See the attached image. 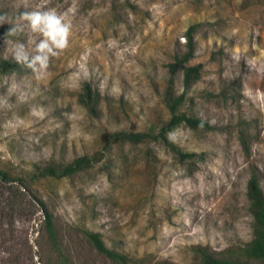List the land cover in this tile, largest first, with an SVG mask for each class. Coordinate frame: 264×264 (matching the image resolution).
Segmentation results:
<instances>
[{
  "label": "rangeland",
  "instance_id": "obj_1",
  "mask_svg": "<svg viewBox=\"0 0 264 264\" xmlns=\"http://www.w3.org/2000/svg\"><path fill=\"white\" fill-rule=\"evenodd\" d=\"M55 13L67 44L34 58L47 37L25 14ZM201 66L186 90L168 67L190 49ZM0 264H192L200 252L243 259L252 239L247 184L264 190V0H0ZM96 114L79 103L85 85ZM208 122L160 136L171 114ZM150 127H155L152 133ZM89 163L54 178L73 160ZM52 214L57 249L47 239Z\"/></svg>",
  "mask_w": 264,
  "mask_h": 264
},
{
  "label": "trees",
  "instance_id": "obj_2",
  "mask_svg": "<svg viewBox=\"0 0 264 264\" xmlns=\"http://www.w3.org/2000/svg\"><path fill=\"white\" fill-rule=\"evenodd\" d=\"M194 29L195 27L192 26L189 31L190 49L188 50V53L182 57H177L174 63L168 65L171 74L181 73V76L183 78V85L186 90H189L191 86L195 85L196 82L199 81L201 70L200 65L193 67L186 65L193 55L192 32L194 31ZM17 67L18 65L16 61L4 60L0 63V72L15 69ZM183 98V95L174 98L170 93H167L165 97V103L171 114V117L168 125L165 128H162L160 136L167 142L168 145H170L171 148L176 150L178 156L181 159H186L190 158L191 155L189 153H184L181 150H178L173 144L168 142L165 133H167L168 131H172L183 123L191 128L202 130H208L210 129V126L208 122H203L197 117L187 116L178 112ZM98 100V94H93L90 85L86 84L83 93L79 97V103L87 108L90 113L96 114ZM154 129L155 127H150L149 132L152 133ZM88 163V158L82 157L73 160L72 163H69L61 170L51 168H49V170L51 176L54 178L70 177L78 171L83 170ZM0 177L7 180V177L3 172H0ZM247 197L249 200V208L253 220V225L252 239L243 250V259H233L231 257H216L206 251H201L200 261L192 264H264V190L261 187L260 180L256 173H252V176L248 181ZM43 212L45 215L44 229L47 239L52 249H57V231L55 228L53 216L44 208ZM86 236L91 241V243H93L94 247L99 253L107 256L113 261L119 262L121 264H128V258L106 247L98 234L86 232Z\"/></svg>",
  "mask_w": 264,
  "mask_h": 264
},
{
  "label": "clouds",
  "instance_id": "obj_3",
  "mask_svg": "<svg viewBox=\"0 0 264 264\" xmlns=\"http://www.w3.org/2000/svg\"><path fill=\"white\" fill-rule=\"evenodd\" d=\"M24 18L30 21L33 30H38L47 37L38 46V52L44 53V55L36 56L33 61V63L39 62L41 67H46V53L55 55L56 53L52 51L53 47L63 48L66 46L70 34V24L63 23V18L56 16L55 13L33 12L25 14Z\"/></svg>",
  "mask_w": 264,
  "mask_h": 264
}]
</instances>
